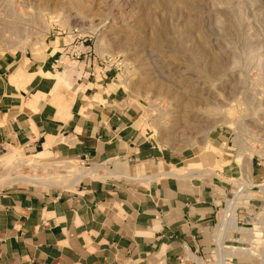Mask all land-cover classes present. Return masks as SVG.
<instances>
[{"label":"crops","instance_id":"1","mask_svg":"<svg viewBox=\"0 0 264 264\" xmlns=\"http://www.w3.org/2000/svg\"><path fill=\"white\" fill-rule=\"evenodd\" d=\"M225 139L171 156L152 141L117 70L79 41L53 37L40 53L0 45V159L18 152L114 169L70 187L1 189L0 264H206L242 173ZM250 181L264 183V163L252 164ZM254 197L240 224L252 225L264 203Z\"/></svg>","mask_w":264,"mask_h":264},{"label":"rangeland","instance_id":"2","mask_svg":"<svg viewBox=\"0 0 264 264\" xmlns=\"http://www.w3.org/2000/svg\"><path fill=\"white\" fill-rule=\"evenodd\" d=\"M75 36L87 39L86 47L99 58L123 62L117 82L140 105L152 141L169 155L198 153L223 134L236 165L241 157L247 163L246 177L231 180L235 189L246 183L252 164L264 163V0H0V45L7 50L40 53L53 37L71 42ZM36 160L40 164L33 167L18 152L2 157L0 190L44 186L4 185L20 172L64 175L58 166L45 171L43 165L66 161ZM15 161L22 166L9 173L5 164ZM81 178L58 176L53 184ZM248 191L264 199V190ZM260 206L255 215L264 223ZM245 227L229 236L225 245L233 248L212 256V264L221 258L227 264H262L264 240H250L252 229L263 233L264 225ZM236 249L245 252L238 255Z\"/></svg>","mask_w":264,"mask_h":264},{"label":"bare ground","instance_id":"3","mask_svg":"<svg viewBox=\"0 0 264 264\" xmlns=\"http://www.w3.org/2000/svg\"><path fill=\"white\" fill-rule=\"evenodd\" d=\"M37 157H38V159H39V157L42 158L41 155L26 157V159H27V161H26L27 165H32L33 167H37L38 166V163L40 164V162H38L36 160ZM202 157H203L202 158V162L204 164L207 163V160H206L205 156L202 155ZM239 161H240L239 162V165L241 167L242 174H243L244 177H246V175L243 172V169H245L246 168L245 166L247 165L246 160H245L244 157H241V158H239ZM28 162H29V164H28ZM1 165H4V164L2 163ZM20 166H22V164L19 165V164L16 163V161L13 162V163L11 162V164H7V162H6V164H5L6 169H9V173H11L12 168H15V167L20 168ZM55 166H58L59 169L64 173V175L52 174L50 177H45V178L43 176L42 177H38L37 175H35V177H29L28 175L22 174V172H20V174L16 175L15 177H12V179L8 180L4 185H10V184L18 183V182H26V183L42 184V185H44L46 187H53V186H55L53 184L54 181H56V182L57 181H60V180H56L55 179V177H58V176H61V180H66L71 175H80V177H88V176L95 177V176H97V173L100 172V171H107V172L112 173V175L114 174V169H111V168H106V167H101L100 168L98 166L99 168H95V169H81L79 166H77L76 164H74L72 162L49 163V164L43 165V168L45 169V171H47L48 169H51V168H53ZM117 172H119V170ZM7 177L8 176H5V178H7ZM73 183L75 184L76 183V180L73 181V182H71L70 184H73ZM248 183L250 185H252V182L251 181L248 182ZM70 184H69V187H70ZM260 189L261 190H264V187L261 186ZM237 205H238V203H237V201L235 199L234 200H230V201L227 202L226 206L224 207V209L222 210V213H221V225L223 227L224 225L228 224V225H230V227H231V229L233 231H241L242 232L244 230H242L239 227V222H238V218H237V215H236L237 214V208H238ZM235 229H237V230H235ZM259 235H260V233L258 231L253 230V233H252L251 236L254 239V238H258ZM222 244H223V237L221 236L218 239L219 251H222L223 250V245ZM237 250H238V255H240V253L243 254V252H245L244 249H236V251ZM228 251H230V250H228ZM218 256H217V258H218ZM261 256H262V260H263V264H264V253ZM221 257H223V256H221ZM217 264H227V263H225L223 260H220V261H218Z\"/></svg>","mask_w":264,"mask_h":264},{"label":"built area","instance_id":"4","mask_svg":"<svg viewBox=\"0 0 264 264\" xmlns=\"http://www.w3.org/2000/svg\"><path fill=\"white\" fill-rule=\"evenodd\" d=\"M74 41L75 40H77V41H79L80 42V44L84 47V46H86V44H87V42H88V40L87 39H82V38H80V37H77V36H75L74 37V39H73ZM87 49H89V52H91L92 53V55H93V61H97L98 63H100V65L104 68V69H106V70H112V69H115V70H117V71H119V70H121V67L123 66V62L122 61H120L119 59H107V60H104V59H101V58H99L92 50H91V48H89V47H86ZM81 51H79V50H76L75 51V53H74V57L76 58V59H80V57H81ZM257 187L258 188V190H259V192L261 193V191H260V188H259V186L260 185H258V186H255V185H250L249 183H243V184H240L233 192H232V195H233V198H232V200H236L237 201V203L239 204L240 203V201L239 200H243V202H242V204H239V206L240 207H238L237 208V214H238V212L239 211H243L244 213H245V209H244V207L246 206V207H249V205H251V204H249V203H251V202H254L255 201V197H253V195H251V192H249L248 190H249V187ZM263 193V192H262ZM247 200V201H246ZM228 201H230V200H228ZM227 201V202H228ZM227 202L225 203V205H224V207L226 206V204H227ZM246 202H249V203H246ZM238 206V205H237ZM261 208V206H259L258 207V209H260ZM236 214V215H237ZM252 217H253V221H254V223H258V225H264V223H261V221H258L259 219H257V216H254V214L252 213ZM239 222V221H238ZM245 226H247V225H243V224H240V222H239V227L242 229V230H247V228L245 227ZM251 226H253V224L251 225ZM264 229V228H263ZM252 230H254V229H252ZM238 231H233L232 229H231V227H230V225H228V224H226V225H224L223 227H222V225H221V220H218V223H217V227H216V235H215V249H214V253H213V257L214 256H217L216 254L218 253V251H219V247H218V239L222 236L223 237V250L222 251H225V250H229V249H231L232 247H229V246H226L225 245V243H226V241H228L229 242V236H232V235H234V233H237ZM241 232V231H240ZM241 233H244V231H242ZM260 236H261V238L260 239H263L264 240V231H263V233H260ZM251 238V237H250ZM256 240H258V238H254V239H252V240H250L251 241V244H254V243H256ZM245 250V249H244ZM262 254L264 253V247H263V249H262ZM221 252V251H220ZM213 258H211L210 260H208V261H206V264H212L211 263V260H212ZM222 260V259H221ZM261 260H262V258H261ZM218 261H220V260H218ZM218 261L217 262H215V263H213V264H217L218 263ZM224 261V260H223ZM224 262H226V261H224ZM262 264H263V260H262Z\"/></svg>","mask_w":264,"mask_h":264}]
</instances>
